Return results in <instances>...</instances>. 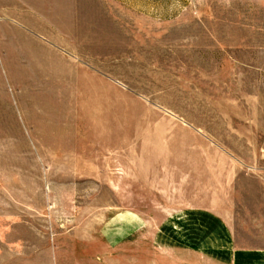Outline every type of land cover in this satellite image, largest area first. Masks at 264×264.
I'll return each instance as SVG.
<instances>
[{
    "label": "rangeland",
    "instance_id": "1",
    "mask_svg": "<svg viewBox=\"0 0 264 264\" xmlns=\"http://www.w3.org/2000/svg\"><path fill=\"white\" fill-rule=\"evenodd\" d=\"M55 14L0 27L7 263L192 264L178 216L264 195V0Z\"/></svg>",
    "mask_w": 264,
    "mask_h": 264
},
{
    "label": "crops",
    "instance_id": "2",
    "mask_svg": "<svg viewBox=\"0 0 264 264\" xmlns=\"http://www.w3.org/2000/svg\"><path fill=\"white\" fill-rule=\"evenodd\" d=\"M58 1L67 0H0V27L49 25L42 19L56 15ZM250 203L218 196L184 212L176 221L178 247L195 259L192 264H264V195ZM2 229L0 218V264H8Z\"/></svg>",
    "mask_w": 264,
    "mask_h": 264
},
{
    "label": "built area",
    "instance_id": "3",
    "mask_svg": "<svg viewBox=\"0 0 264 264\" xmlns=\"http://www.w3.org/2000/svg\"><path fill=\"white\" fill-rule=\"evenodd\" d=\"M262 163H263V166H264V151H263Z\"/></svg>",
    "mask_w": 264,
    "mask_h": 264
}]
</instances>
